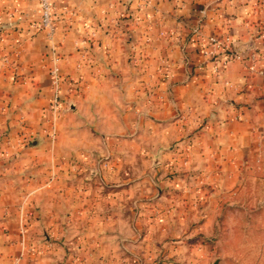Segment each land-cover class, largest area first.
Listing matches in <instances>:
<instances>
[{
    "label": "crops",
    "instance_id": "1",
    "mask_svg": "<svg viewBox=\"0 0 264 264\" xmlns=\"http://www.w3.org/2000/svg\"><path fill=\"white\" fill-rule=\"evenodd\" d=\"M52 8L64 77L55 116L37 0H0V264H46L39 235L63 232V219L80 211L67 188L76 171L111 167L114 155L118 168L133 155L144 169L160 147L184 154L194 184L208 190L204 216L264 175V68L251 76L246 68L251 52L264 53V0Z\"/></svg>",
    "mask_w": 264,
    "mask_h": 264
},
{
    "label": "rangeland",
    "instance_id": "2",
    "mask_svg": "<svg viewBox=\"0 0 264 264\" xmlns=\"http://www.w3.org/2000/svg\"><path fill=\"white\" fill-rule=\"evenodd\" d=\"M171 151L147 155L144 169L133 155L118 168L114 155L111 167L76 171L67 188L79 193L80 211L63 219V232L39 235L46 264H264V175L204 216L208 190Z\"/></svg>",
    "mask_w": 264,
    "mask_h": 264
},
{
    "label": "built area",
    "instance_id": "3",
    "mask_svg": "<svg viewBox=\"0 0 264 264\" xmlns=\"http://www.w3.org/2000/svg\"><path fill=\"white\" fill-rule=\"evenodd\" d=\"M52 1L53 0H37L40 10V19L37 22L36 26L39 29H43L46 32V36L48 38L51 49L52 65L49 68V76L52 85V93L50 99V109L52 111V114L55 116L57 111L60 109V105L62 103L61 85L64 81V77L60 70L59 57L56 55L55 45L51 42L52 35L54 32V25L52 18V11H53ZM211 44L215 49H217L220 46V43L215 38L211 39ZM230 56L235 60H243L244 57L242 53H238L236 51L230 52ZM247 58L250 60V64L246 65L249 75L251 76L254 74H262L264 65L262 66L257 64H259L260 61H264V53L259 55L253 51L249 54V56H247Z\"/></svg>",
    "mask_w": 264,
    "mask_h": 264
},
{
    "label": "water",
    "instance_id": "4",
    "mask_svg": "<svg viewBox=\"0 0 264 264\" xmlns=\"http://www.w3.org/2000/svg\"><path fill=\"white\" fill-rule=\"evenodd\" d=\"M236 52L240 53L239 51H236ZM211 264H217V262H213V263H211Z\"/></svg>",
    "mask_w": 264,
    "mask_h": 264
}]
</instances>
